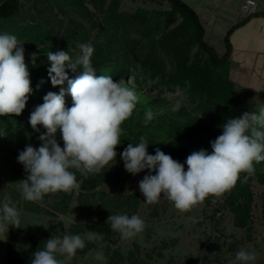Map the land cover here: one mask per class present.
<instances>
[{"label":"trees","instance_id":"1","mask_svg":"<svg viewBox=\"0 0 264 264\" xmlns=\"http://www.w3.org/2000/svg\"><path fill=\"white\" fill-rule=\"evenodd\" d=\"M159 2L164 7L150 10L139 7L129 12L123 8L122 0H0V30L11 29L39 46L45 43L46 49L68 51L73 58L80 52L78 45L90 43L94 47L91 62L97 75L124 76L135 84L126 82L138 95L139 102L132 116L122 124L115 164L105 168L103 174L84 176L75 172L78 191L48 194L39 202L25 201L19 191L18 181L25 179L27 173L17 157L28 145L40 146L38 137L45 130L38 125L39 132L33 131L28 122L30 113L43 103V96L49 91L57 94L60 91V87H53L48 79L50 64L46 56L30 57L22 45L33 92L21 115L0 116V204L9 196L17 209L58 216L69 213L75 201L76 216L67 234H79L85 239V247L77 250V256H84L98 243L104 244L106 262L102 264H122L126 259L134 262L139 258V246L135 243V249L124 252L118 244L119 233L111 230L107 223L110 215L137 214L141 203L137 184L147 170L136 175L125 170L120 154L129 143L135 145L143 136L149 154L154 155L159 148L184 164L194 151L211 152L210 142L222 134L221 126L227 119L238 118L246 111L258 114L264 107L262 103L254 108L245 99L252 97L253 92L240 88L229 77V39L225 40L226 51L218 54L205 40L204 27L188 3L183 0ZM247 17L240 19L236 26ZM22 19L27 23L23 24ZM69 75L72 74L69 72ZM149 81L166 87H182L189 98L196 100L197 109L182 104L173 112L174 100L150 91L146 86ZM65 101L70 107L72 101L67 92ZM147 113H151L152 119L146 122ZM56 139L63 147L59 130ZM184 167L187 170L186 164ZM254 167L255 173L246 179L247 174L241 173L235 186L224 192L223 202L213 208V213L229 211L234 226L244 229L247 235L253 232L254 210H260L264 227V162ZM255 186L262 188L260 209H256ZM214 199L215 196H209L203 204L211 206ZM95 206L99 208V217L92 222ZM57 226L65 230L63 223L54 219L41 234L10 227L7 232L9 245L13 248L17 243L22 248L14 264H31L32 254L43 249L47 239L60 235ZM15 230L19 237L12 244ZM88 231L99 234L98 239L85 238L83 233ZM73 260L72 264H82L78 257ZM202 260L203 264L218 262L206 255Z\"/></svg>","mask_w":264,"mask_h":264},{"label":"clouds","instance_id":"2","mask_svg":"<svg viewBox=\"0 0 264 264\" xmlns=\"http://www.w3.org/2000/svg\"><path fill=\"white\" fill-rule=\"evenodd\" d=\"M22 45L14 34L0 33V116L21 115L33 92ZM78 47L80 52L74 58L64 50L46 55L50 64L48 79L60 91L44 95L43 103L35 106L29 116L33 131L39 132L38 125L45 131L38 137L39 147L28 145L17 157L27 173L18 181L25 201L39 202L48 194H71L79 189L75 172L84 176L103 174L105 168L113 166L122 124L139 102L136 92L123 79L96 74L91 62L94 47L90 43ZM66 92L71 97L70 107L66 106ZM181 107L182 98L176 99L172 111ZM151 119V113H147L146 122ZM221 127L222 134L210 142V153L201 149L187 156V170L159 148L154 155L149 154L143 136L139 143H129L121 159L132 175L147 170L138 185L144 202L155 204L163 196L180 213H186L207 197H219L233 188L241 173L247 174L245 179L253 175L254 165L264 162V107L258 114L246 111L238 118H229ZM58 130L63 147L56 139ZM20 223V211L5 196L0 204V234L6 235L10 227L19 228ZM107 223L124 240L137 237L145 229L144 220L137 214L110 215ZM98 236L87 232L89 241ZM84 247V238L64 230L62 236L53 235L43 249L32 254L31 264H70L77 250ZM95 259L106 262L102 251ZM256 259L254 251L241 248L232 264H253Z\"/></svg>","mask_w":264,"mask_h":264},{"label":"rangeland","instance_id":"3","mask_svg":"<svg viewBox=\"0 0 264 264\" xmlns=\"http://www.w3.org/2000/svg\"><path fill=\"white\" fill-rule=\"evenodd\" d=\"M87 4L92 7L90 3ZM122 6L125 10L131 12L139 7L150 10L164 7V4H161L159 0H122ZM79 19L85 22L84 18L79 17ZM22 22L26 24L27 20L22 19ZM3 32L14 34L25 45L27 54L30 57L46 56L49 51H60L59 48L55 50L44 48L45 43L44 46H39L24 35L13 32L11 29L7 31L0 30V33ZM194 51L195 49L192 50V53ZM113 79H123L129 84L135 85L128 77L119 76ZM146 84L147 88L156 94L166 96L174 101L182 98L183 105L190 107L192 110L197 109L196 100L189 98L187 92L180 86L172 85L171 87H166L163 84L156 85L150 81ZM245 99L254 108L263 103L259 99L257 100L255 95ZM138 185L139 180L137 184L139 191ZM253 189L255 192V202L258 205L256 209H260L261 198L259 194L262 188L261 186H255ZM139 194L141 203L137 215L144 220L145 229L131 240L121 239L119 234L118 243L124 252H127L130 248L135 249L136 243L139 246V251H137L139 258L134 262L126 259L122 264H203L202 258L205 255L209 259H217L220 264H232L235 261L237 251L241 248L247 249L250 252L254 251L257 254V259L253 264H264V227L261 225L260 210H254L255 222L253 232L247 235L244 229L234 226L233 216L229 211L223 212V210H219L213 213V208L223 202L225 198L224 193L219 197L215 196L211 206H206L202 203L186 213H180L163 196L158 203L148 204L144 202V197L140 191ZM75 207L76 202L74 201L69 213L58 216L36 214L20 208L18 209L21 220L19 228L35 234H41L50 223V220L54 219L55 221L59 220L62 222L66 231L65 233H68V228L76 216ZM98 210V206H95L91 217L92 222L98 219ZM83 236L87 238V233H83ZM164 242L167 243L166 246H164ZM103 245L102 243H98L96 247H93L84 256L75 255V257H78L82 264H102L103 261L96 260L95 256L100 251L103 252V255L105 254ZM21 249L20 245L16 244L13 248L14 258L19 257ZM73 261L72 259L70 264ZM218 262L215 261V264Z\"/></svg>","mask_w":264,"mask_h":264},{"label":"crops","instance_id":"4","mask_svg":"<svg viewBox=\"0 0 264 264\" xmlns=\"http://www.w3.org/2000/svg\"><path fill=\"white\" fill-rule=\"evenodd\" d=\"M183 1L198 14L205 40L218 54L226 51L225 40L229 39V77L264 103V0H256L254 12L238 26L244 0ZM18 237L15 230L11 243L15 244ZM13 248L9 245L8 234H0V264H14L18 260L13 257Z\"/></svg>","mask_w":264,"mask_h":264},{"label":"built area","instance_id":"5","mask_svg":"<svg viewBox=\"0 0 264 264\" xmlns=\"http://www.w3.org/2000/svg\"><path fill=\"white\" fill-rule=\"evenodd\" d=\"M255 8H256V0H244L240 9V18L242 19L244 17L251 15L254 12Z\"/></svg>","mask_w":264,"mask_h":264},{"label":"water","instance_id":"6","mask_svg":"<svg viewBox=\"0 0 264 264\" xmlns=\"http://www.w3.org/2000/svg\"><path fill=\"white\" fill-rule=\"evenodd\" d=\"M56 230H57V232H58L60 235H63L64 230H63L60 226H57V227H56Z\"/></svg>","mask_w":264,"mask_h":264}]
</instances>
